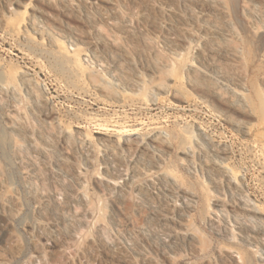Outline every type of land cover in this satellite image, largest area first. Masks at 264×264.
I'll return each instance as SVG.
<instances>
[{"label":"rangeland","instance_id":"1","mask_svg":"<svg viewBox=\"0 0 264 264\" xmlns=\"http://www.w3.org/2000/svg\"><path fill=\"white\" fill-rule=\"evenodd\" d=\"M0 264H264V0H0Z\"/></svg>","mask_w":264,"mask_h":264}]
</instances>
